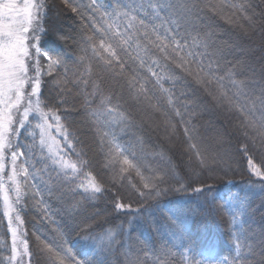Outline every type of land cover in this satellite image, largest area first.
<instances>
[{"label":"trees","instance_id":"trees-1","mask_svg":"<svg viewBox=\"0 0 264 264\" xmlns=\"http://www.w3.org/2000/svg\"><path fill=\"white\" fill-rule=\"evenodd\" d=\"M43 2V27L48 35L42 46L53 54L64 52L70 58L63 68L54 70L52 77L43 75L47 61L41 58L42 83L48 85L42 88L41 106L53 119L60 117V130L71 141L69 144L63 135L58 138L61 155L67 152L64 158L77 163L78 171L70 184L57 178L46 147L42 150L40 146L37 123L30 117L31 125L18 138L25 155L17 164L27 160L35 183L29 181L25 185L20 175L26 195L16 205L24 240L33 252L31 258L27 257L28 264H38V260L39 264H47L46 255H35L37 245L45 241L57 250H69L84 264H261L264 181L251 172L248 158L264 169V152L259 151V141L256 149L242 151L244 145H251L237 129L238 114L214 103L203 89L190 86L188 78L181 79L182 70L177 64H164L155 48L147 58L143 48L138 50L140 58L147 59L143 66L133 63L137 55L133 48H127L133 59L117 49L123 69L115 63L111 69H105L103 60L80 41L82 32L93 35L94 28L103 27V21L89 11L93 0H75L80 5L77 13L71 12L64 0ZM98 2L102 9L111 11L122 0ZM135 2L147 5L149 0ZM169 2L180 5L188 0ZM211 2L222 3L223 8H205L194 19L195 30L189 26L188 31L193 36L207 34L226 60L243 73L236 78L250 81L246 91L255 90L259 96L264 88V0ZM252 28H257V33ZM96 39L98 42L99 37ZM85 48L87 51H82ZM153 61L164 67H157ZM149 68L160 77L159 82ZM168 77L179 82L173 84ZM141 85L149 90L148 101L137 96ZM161 86L175 90L177 97L181 92H194L200 106L191 109L183 120L173 113L165 117L163 108L152 107L165 99ZM225 87L230 84L225 82ZM180 110L184 112L183 108ZM259 114L257 111L256 115ZM185 127L196 130L193 139L189 140L193 133L190 130L186 135ZM192 144L197 149L209 145L214 153H219L215 162L210 167H199ZM119 149H130L135 158L127 151L119 155ZM124 156L132 167L124 164ZM8 157L10 152L6 150L3 175L4 183L10 187ZM160 169L168 172L162 187L169 191L159 198L157 205V201L139 197L136 190L149 176L159 175ZM92 178L104 191L89 199L80 185L86 186ZM201 187L203 192L193 191ZM121 201L131 204L132 210H116L114 204ZM171 213L179 216V226L169 223L167 217ZM11 240L0 193V264H9Z\"/></svg>","mask_w":264,"mask_h":264},{"label":"snow or ice","instance_id":"snow-or-ice-1","mask_svg":"<svg viewBox=\"0 0 264 264\" xmlns=\"http://www.w3.org/2000/svg\"><path fill=\"white\" fill-rule=\"evenodd\" d=\"M64 3L73 13H77L80 8L75 0H72L71 3L69 0H64ZM205 8L217 11L223 8V4L212 3L211 0H188L187 3L176 5L170 3L169 0H156V2L149 0V3L145 5L136 3L135 0H131V2L122 0L120 4L109 11L102 9L98 0H93L89 11L92 12L94 18L98 17L103 21V27L94 28L93 35H85L82 32L80 41L90 46L92 52L103 60L105 69H111L114 63L123 69L124 63L118 55L117 49L124 52L125 55H129L127 48H133L137 51L136 58L133 59L129 55V59H133V63L138 62L143 66L147 64V59L140 58L141 54L138 50L143 48V56L147 58L149 52L155 48L160 53L164 64H177L182 70L181 79L188 78L190 86L203 89L214 103L223 106L229 112L238 114L237 129L251 145V147L248 144L244 145L243 152L248 153L256 149L257 141L260 143L259 151L264 152V88L260 89L259 96L256 95L255 90L246 91L250 81L236 78L243 73L237 70L236 64L226 60L224 54L216 49L210 37L200 33L193 36L188 31L189 26L195 30L194 19L199 18ZM141 14H143V18H141ZM44 15L43 0L40 2L37 0H22V2L21 0H0V193H2L5 215L8 218L12 237V254L9 257V264H12L13 261L19 264L25 256L29 258L33 256V252L29 251L27 240L20 241L22 248L17 247L18 228L12 226L13 214L17 212V209L9 197V188L4 183L3 175L6 168L7 150L10 152L8 159L11 169L7 180L14 187L15 201L19 204L21 198L26 195L21 188L20 175H23L25 185H28L29 181L35 183V174L30 175L29 168L26 166L27 160L21 165L17 164L18 159L25 155L24 149L18 143V138L26 126L31 125L30 116L40 121L36 125V128L39 129V143L42 150L46 147L47 158L51 161L53 171L57 172V178L70 184L74 181L78 171L77 163H71L64 158L67 152L61 155L63 149H61L59 141L50 135V130L53 127L49 123L50 113L41 108L42 88L48 87L47 84L42 83L41 79V58L47 61V71L43 72V75L49 77H52L55 69L63 68L70 58L64 52L53 54L42 46L43 38L48 35V30L43 27ZM122 24L123 30H121ZM97 36L99 37L98 42ZM57 38L64 40V37L58 36ZM141 41L146 43L141 44ZM82 51H87V48ZM105 52L107 56L102 55ZM152 63L161 69L164 67L163 64H156L155 61ZM30 66L33 75H29ZM148 71L159 82L160 77L157 73L151 68ZM56 75L58 76L59 73ZM262 75H264V70H262ZM168 79L173 84L179 82L174 77H168ZM225 82H228L230 87L226 88ZM55 87L54 83L52 85L53 97L56 94ZM136 91L139 98L149 100V90L145 89L143 85ZM161 91L165 99L158 106L152 105V107L163 108L165 117L169 113H173L183 120L184 117L191 114V109L200 106V99L194 92H181L177 97L175 90L161 86ZM189 98L191 99L189 100ZM181 108L184 109L183 113ZM257 111L260 113L259 116L256 115ZM109 115H111V110H109ZM55 119V126L59 130L60 117L56 116ZM185 123L188 122L185 121ZM190 130L193 135L189 136V140L193 139L196 134V130L189 127L184 128L185 134L187 135ZM61 135L68 141L67 135L63 133ZM68 143L70 144L71 141ZM14 147L18 150H12ZM191 148L195 152V162L201 168L210 167L219 155V153H214L207 144L202 145L199 149L195 144H192ZM126 151L135 158V153L130 149L118 150L121 156ZM109 155H112L111 151ZM169 163L171 162L169 161ZM124 164L129 167L133 166L127 156H124ZM248 165L251 172L264 181V169L255 164L250 157ZM123 171H128V168H124ZM159 173V175L149 176L141 188L136 190L139 197L144 198L145 201H157V205L159 198L169 191L162 187L166 183L165 177L168 172L160 169ZM183 187L181 185V189ZM80 188L88 194L89 199L104 191L95 178L90 179L86 186L81 184ZM193 191L203 192L204 188H194ZM20 207L22 208L23 205ZM225 207H230V204H226ZM114 208L118 211L132 210L131 204L122 201L115 203ZM15 218L19 219L18 213ZM167 219L170 224L179 226V216L176 213H171ZM180 230L183 231L182 228ZM237 247L239 248V244ZM35 255L37 258L46 255L47 264H66L68 260H72L73 264H84L83 261L76 260L69 250H57L46 241L43 245H37ZM237 255L239 256V252ZM261 264H264V256H262Z\"/></svg>","mask_w":264,"mask_h":264},{"label":"rangeland","instance_id":"rangeland-1","mask_svg":"<svg viewBox=\"0 0 264 264\" xmlns=\"http://www.w3.org/2000/svg\"><path fill=\"white\" fill-rule=\"evenodd\" d=\"M21 2H22V0H21ZM37 2H40V0H37ZM260 22V21H259ZM251 27H249V29H250ZM258 28V27H257ZM257 28H252L253 30V32H256L257 33ZM29 75H33V73L31 74V66H30V72H29ZM28 91H30V89H28ZM41 108L43 109V107L41 106ZM44 110V109H43ZM45 111V110H44ZM31 117V116H30ZM30 117H29V119H30ZM33 120H35V122L38 124V123H40V121H38L37 119H34L33 117H31ZM53 122H55V119H53V116L52 115H49V123H53ZM53 125V124H52ZM55 125H56V122H55ZM61 134H62V132H61V130H60V128H59V130H57V128H56V126H54L53 125V127L51 128V130H50V135L52 136V137H54L57 141H58V138L61 136ZM9 175H10V173H9ZM6 182V181H5ZM5 185L7 186V184L5 183ZM8 187V186H7ZM9 188V197H10V199H12L13 200V203H14V206H16V205H18L17 203H16V201H15V190H14V187L10 184V187H8ZM21 201V200H20ZM20 201H19V203H20ZM16 213H14L13 214V216H14V220H13V227H17L18 228V243H17V247L18 248H22V244L20 243V241H22V240H24V237H23V232H22V228H21V225H20V222H19V220L18 219H16L15 217H16ZM19 264H28V261H27V256H25L24 257V259L23 260H21L20 262H19Z\"/></svg>","mask_w":264,"mask_h":264}]
</instances>
